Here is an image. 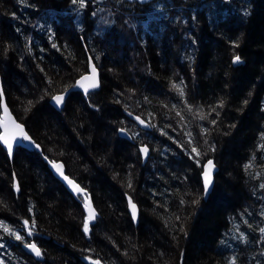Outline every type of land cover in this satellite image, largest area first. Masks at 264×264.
Returning a JSON list of instances; mask_svg holds the SVG:
<instances>
[{
    "label": "trees",
    "instance_id": "16d2710c",
    "mask_svg": "<svg viewBox=\"0 0 264 264\" xmlns=\"http://www.w3.org/2000/svg\"><path fill=\"white\" fill-rule=\"evenodd\" d=\"M96 1L0 0L4 94L40 146L11 159L0 144V264H264V0ZM155 4L147 27L141 10ZM124 57L133 64L115 67ZM89 58L100 89L72 91L56 110L51 98ZM214 158L205 199L201 173ZM55 159L86 195L55 177ZM89 196L97 215L86 234Z\"/></svg>",
    "mask_w": 264,
    "mask_h": 264
},
{
    "label": "water",
    "instance_id": "95a60500",
    "mask_svg": "<svg viewBox=\"0 0 264 264\" xmlns=\"http://www.w3.org/2000/svg\"><path fill=\"white\" fill-rule=\"evenodd\" d=\"M130 2L132 1H138L140 4H147V3H151L155 0H128ZM240 62H242V59L240 58ZM89 71L84 73L82 76H80L77 80H76V83L69 89L63 91V92H60V93H57L56 95L54 96H57V95H61L63 96V101L62 103L60 104H57L56 101L53 99V97L51 98L50 100V103L53 107H55L57 110H61L64 105H65V102L67 100V98L69 97L70 93L72 91H77V90H80L82 92H85L83 88H81L79 86V82L81 81V78L85 75H91L92 74V68L95 67L96 69V79L98 81V84L99 86L96 87V88H90L88 92H91V91H95V90H98L100 89L101 87V70L100 68L98 67L96 61L92 58H89ZM239 62V63H240ZM0 97H1V114H0V120H4L5 119V111H4V107L6 106L7 107V110H8V114L11 116L12 119H14L16 121V123L20 124L22 127H23V130H24V133L27 134L28 137H30L29 140H24L22 139L21 136H17V139L15 141L12 142V151L11 153H9L8 151V147L7 145L3 142V141H0V144L7 150V153L9 155V157L12 159L13 156H14V152H15V149L17 146H23V145H26L27 147L29 148H36V149H39L40 150V146L38 144H35L34 142V139L32 138V136L29 134V132L27 131L26 129V126L24 123H22L21 121H19L15 114L12 112L11 108L9 107V104L6 100V97H5V94H4V90H3V86H2V81H1V76H0ZM126 114L135 122L137 123L138 127L142 128V129H147L149 127V122L146 121L141 115L137 114V113H134V112H131L129 110H126ZM141 121H143V123H141ZM119 132H120V135L122 137H126L128 140H132V135L131 133L126 130L125 128H120L119 129ZM4 134V129L2 127H0V135H3ZM38 146V147H37ZM144 148H147V154H145L142 149ZM140 152H141V158H142V164L145 165L151 158V155H152V150L150 148L149 145L147 144H144V145H141L140 148H139ZM208 161H212V172H211V184L209 185V188H208V191L207 193H205V188H204V198L207 199L210 195V193L212 192L213 190V187L215 185V182H216V179H215V175L218 171V166L216 165L215 163V160L214 159H209L207 161H205L204 163V166H203V170H202V173H201V176H202V182H203V187H204V172L206 170V167H208ZM53 164H56V165H59L61 166L60 168V171L57 170V168L53 167ZM48 166H49V169L52 171V173L55 175V177L57 179H59L64 185L65 187L69 190V192H71L74 196H77L78 194H81V195H84V190L80 187V185L73 179H71L65 172V164L63 161H56V160H51L48 162ZM61 172L63 173V175H61ZM64 177H67L68 179L66 180ZM68 181H72V184H69ZM73 185L75 186H78L79 189H81L82 191H76L74 190V187ZM127 199H128V207H129V212H130V215L135 223V225H138L139 224V220H140V209H139V206L136 202H134V199L132 196L130 195H127ZM131 200V204H130V201ZM87 204L90 205L91 209L94 210L92 204H91V201L89 199L86 200ZM134 204L136 206V215H135V218L133 217V209L131 207V205ZM86 211L89 215V209L86 208ZM95 211V210H94ZM95 219H93L91 222H94ZM90 222V223H91ZM30 245H35L36 248L38 249L37 245L35 244V242H32ZM27 252L31 255H35V252L32 251V249L29 247H27Z\"/></svg>",
    "mask_w": 264,
    "mask_h": 264
},
{
    "label": "snow or ice",
    "instance_id": "6c2138e0",
    "mask_svg": "<svg viewBox=\"0 0 264 264\" xmlns=\"http://www.w3.org/2000/svg\"><path fill=\"white\" fill-rule=\"evenodd\" d=\"M73 3H76L77 0H72ZM80 5L81 7H84V0H80ZM240 62V57L236 56L233 63H239ZM79 86L84 89L85 93L89 91L90 88H96L99 86L98 81L96 79V69L95 67L92 68V74L91 75H85L81 78V81L79 82ZM53 99L56 101L57 104L62 103L63 101V96L57 95L54 96ZM5 111V119L0 120V127L4 129V134L0 135V141H3L7 147L9 153L12 151V142L17 139V136H21L22 139L24 140H29L30 137L27 136L26 133H24L23 127L16 123L14 119L11 118V116L8 114L7 107H4ZM143 123V121H141ZM38 147V146H37ZM142 151L147 154V148L142 149ZM196 149H193V152H195ZM199 155V153H197ZM53 167L57 168L58 171H60L61 166L53 164ZM211 172H212V161H208V167H206V170L204 172V188H205V193H207L209 185L211 184ZM61 175L63 173L61 172ZM66 180L68 179L67 177H64ZM69 184H72V181H68ZM74 190L76 191H82L79 189L78 186L73 185ZM131 204V200L129 201ZM86 208L89 209V217L88 220L85 221L84 223V232L87 234L89 232V224L90 222L95 219V211L91 209L90 205L86 204ZM133 209V217L135 218L136 215V206L134 204L131 205ZM27 223V222H25ZM5 231H9V229L5 228ZM262 232H264V229H261ZM20 236H16V239H20ZM29 247L32 249L33 252L37 256H40L41 253L39 249L36 248L35 245H29ZM92 264H99V261H93ZM232 264H235V260L232 261Z\"/></svg>",
    "mask_w": 264,
    "mask_h": 264
},
{
    "label": "rangeland",
    "instance_id": "374dc122",
    "mask_svg": "<svg viewBox=\"0 0 264 264\" xmlns=\"http://www.w3.org/2000/svg\"><path fill=\"white\" fill-rule=\"evenodd\" d=\"M125 1H128V0H125ZM105 3V2H107V1H103L102 0V2H100V1H96V3ZM172 2H181L180 0H176V1H172ZM183 2H185V0H183ZM132 3H134V2H132ZM155 3V2H154ZM150 4H153V3H150ZM170 4H171V2H170ZM102 5V4H101ZM145 6V5H144ZM159 9H161V6L159 5V4H155V5H151L150 7H145V8H143L141 11L142 12H146L147 13V20L149 21L148 23H145V25L147 26V27H149L150 26V23H151V21L153 20V18H154V16L152 15L153 13H156L155 11L156 10H159ZM100 13H102V9H100ZM115 15H116V13H115ZM100 19V18H99ZM97 24H98V20H97V22H96ZM98 25H100V24H98ZM166 26V25H165ZM164 26V23L162 24V27L165 29L166 27ZM158 30H156L155 32H156V34H154V37H155V40L156 41H159V40H161V38H160V36L157 34V33H161V32H164L165 30H160V28L159 27H156ZM167 30V29H166ZM95 31L97 32L98 30H97V26H95ZM177 52V51H176ZM93 59V58H92ZM179 61L180 62H182L183 61V57H180L179 58ZM123 63L122 64H118V65H116L115 64V67H119V69L120 68H125V67H127L129 64H133V62L131 61V60H127V58L126 57H124V60L122 61ZM97 63V62H96ZM98 64V63H97ZM130 72H132V71H130ZM132 74V73H131ZM128 78H131V76L129 75L128 76ZM129 87L131 88V85H129ZM160 92H162L161 94L163 95V99H166L167 101H170V99L169 98H171V97H173V92H172V90L171 89H169L167 92H163V91H160ZM156 94V93H155ZM158 98V97H157ZM51 104V103H50ZM55 108V107H54ZM56 109V108H55ZM57 110V109H56ZM147 115H149V113L147 112ZM136 126H138L137 125V123H136ZM144 140H147V139H144ZM148 141V140H147ZM143 144H147V145H149L147 142H145V141H143L142 143H141V145H143ZM57 148V147H56ZM86 148L88 149L89 147H87L86 146ZM139 154L141 155V152H140V150H139ZM56 161H58V162H60V161H63V160H59V159H55ZM214 160H216L215 158H214ZM48 161H51V160H48ZM64 162V161H63ZM137 202V201H136ZM133 220V219H132ZM232 239V236H231V234H228L227 235V238H226V241L227 240H229V241H232V243H234L235 245H236V243L233 241V240H231ZM228 244H226L225 246H227ZM227 249V248H226ZM225 250V249H224ZM228 250V249H227ZM236 250V247H232L231 246V248H230V250L228 251V253H230L231 251H235ZM31 256H33V257H36L37 255L35 254V255H31Z\"/></svg>",
    "mask_w": 264,
    "mask_h": 264
},
{
    "label": "bare ground",
    "instance_id": "6f19581e",
    "mask_svg": "<svg viewBox=\"0 0 264 264\" xmlns=\"http://www.w3.org/2000/svg\"><path fill=\"white\" fill-rule=\"evenodd\" d=\"M150 125V124H149ZM149 128V127H148ZM126 129V128H125ZM127 130V129H126ZM132 135V134H131ZM132 140H133V137H132ZM131 140V141H132ZM144 145V144H143ZM215 163H216V161H215ZM65 164V163H64ZM216 165H217V163H216ZM218 166V165H217ZM219 168V167H218ZM216 176V175H215ZM71 178V177H70ZM201 178H202V176H201ZM72 179V178H71ZM80 185V184H79ZM80 187H81V185H80ZM82 188V187H81ZM83 190H84V194L86 195V190L84 189V188H82ZM131 196V195H130ZM76 197V196H75ZM87 199H89L90 201H91V204H92V206H93V202H92V199H91V197L89 196V197H87ZM134 199V198H133ZM134 202H136L135 201V199H134ZM137 203V202H136ZM138 204V203H137ZM127 207H128V199H127ZM93 208H94V206H93ZM94 210H95V208H94ZM128 211H129V207H128ZM129 214H130V212H129ZM96 215H97V212H96V210H95V218H96ZM131 216V215H130ZM96 220V219H95Z\"/></svg>",
    "mask_w": 264,
    "mask_h": 264
},
{
    "label": "flooded vegetation",
    "instance_id": "af4514ba",
    "mask_svg": "<svg viewBox=\"0 0 264 264\" xmlns=\"http://www.w3.org/2000/svg\"><path fill=\"white\" fill-rule=\"evenodd\" d=\"M178 24H180V21L178 22ZM88 71H89V61H88V66H87V71H86V72H88ZM86 72H85V73H86ZM82 75H83V74H82ZM82 75H80V76H82ZM80 76H79V77H80ZM79 77H78V78H79ZM78 78H77V79H78ZM153 91H154V92H157L156 89H153ZM139 128H140V127H139ZM140 129H142V128H140ZM147 129H148V128H147ZM140 146H141V145H140ZM201 179H202V178H201ZM81 187H82V186H81ZM82 188H83V187H82Z\"/></svg>",
    "mask_w": 264,
    "mask_h": 264
}]
</instances>
